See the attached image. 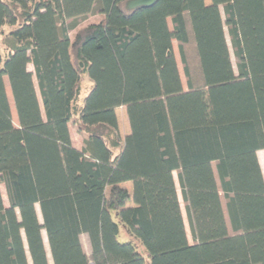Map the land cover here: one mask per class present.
<instances>
[{"label": "trees", "instance_id": "16d2710c", "mask_svg": "<svg viewBox=\"0 0 264 264\" xmlns=\"http://www.w3.org/2000/svg\"><path fill=\"white\" fill-rule=\"evenodd\" d=\"M126 1L0 0V264H264V0Z\"/></svg>", "mask_w": 264, "mask_h": 264}, {"label": "rangeland", "instance_id": "374dc122", "mask_svg": "<svg viewBox=\"0 0 264 264\" xmlns=\"http://www.w3.org/2000/svg\"><path fill=\"white\" fill-rule=\"evenodd\" d=\"M204 2H205V4H209V0H204ZM122 10H123V6H122ZM101 20H102V16L94 14V15H90L87 18H85L84 20L80 21V23L77 25V27L74 30H72L71 32H69L70 40L71 41L73 40V38H74V36H75L77 31L87 27L90 24L99 23ZM169 27L171 28L170 22H169ZM225 36H226V41H227L228 48H229L231 63H232L234 71H236L235 61H234L232 50H231V47H230V44H229L228 36L226 35V31H225ZM0 51H1V53L3 55L5 54L2 46H0ZM173 51H174V56H175L176 63H177V66H178L181 83H182V86L185 89V77H184V74H183V71H182V67H181V63H180V59H179V55H178V51H177V47H176V43L175 42H173ZM28 70L31 71V72L33 71L32 67L30 65L28 66ZM4 85H5V89H6V93H7L8 102H9V105L11 107L12 124L16 128L17 127V119H16V115H15V112H14V109H13V104H12V98H11V95H10V90H9V87H8V84H7L6 80H4ZM35 86H36V83H35ZM80 87H81L82 94H81V96L79 98V101H78L79 104L81 103V101L83 99L84 91H86L88 89V87H89V81H88L87 78H83V77L81 78ZM36 91H37V95H38V98H39L38 90H36ZM200 93H201V98H202L201 100H202L203 104L207 106V110L205 112L208 115L207 122H209V124H213V117H212V113H211V110H210V107H209V101H208L207 93H206L205 90H201ZM39 100H40V98H39ZM116 117H117L119 135H120L121 139H124L129 133V127H128L127 118H126V114H125L124 108H119V109L116 110ZM68 129H69V135H70L72 146L75 149H77V150H81L82 149V143H83L82 134H80L77 131V128L74 126L73 123H70L68 125ZM113 152L116 155V154H118L119 150H114ZM261 157L264 160V151L258 152V159L261 160ZM262 172H263V176H264V167H262ZM174 180H175V183H176L177 191H179L175 176H174ZM128 184L129 183H127L126 185H128ZM127 187H129V186H127ZM0 192H1V196H2V199H3L4 206L7 207V199H6V196H5V191H4L3 186H1ZM181 209H182L183 217L185 219L184 223H185V229H186L188 241H189V243H191V237H190V233H189V229H188V225H187V221H186V217H185V212H184L182 206H181ZM38 215H39V219H40L39 210H38ZM115 221L119 224V235L117 237V240L120 243H125V242L131 243L134 246V248L139 253L145 255L144 250L142 249V247H141L140 243L137 241V239L128 232L127 228L117 218H115ZM41 234H42V238H43L44 243H45L44 245H45L46 252L48 254L49 264H51V260H50V257H49V251H48V247H47V244H46L45 233L42 232ZM79 239H80V244H81L83 252L87 255V257H90V253L91 252H90V247H89V242H88L87 236L82 234L79 237Z\"/></svg>", "mask_w": 264, "mask_h": 264}, {"label": "water", "instance_id": "95a60500", "mask_svg": "<svg viewBox=\"0 0 264 264\" xmlns=\"http://www.w3.org/2000/svg\"><path fill=\"white\" fill-rule=\"evenodd\" d=\"M158 0H128L123 4V11L131 13L134 10L152 6Z\"/></svg>", "mask_w": 264, "mask_h": 264}, {"label": "crops", "instance_id": "0c3cea01", "mask_svg": "<svg viewBox=\"0 0 264 264\" xmlns=\"http://www.w3.org/2000/svg\"><path fill=\"white\" fill-rule=\"evenodd\" d=\"M260 152V151H258ZM258 152L256 153V157H257V161H258V164L260 166V169H261V173L262 172V167H264V160L263 158L261 157V160L258 159ZM173 176H175L176 178V181H177V177H176V174H173ZM263 176V174H262ZM263 179H264V176H263ZM126 186V185H125ZM129 188V187H128ZM177 195H178V199H179V202H180V206H182L183 210H184V206H183V203H182V199H181V194H180V191H177ZM221 204H222V208L224 210V214H225V219H226V222H227V226H228V230H229V233L231 232L230 229H229V223H228V220H227V216H226V213H225V203H224V200L223 198L221 197ZM181 212H182V209H181ZM36 213H37V216H38V219H39V215H38V207L36 208ZM183 216V214H182ZM184 219V217H183ZM40 220V219H39ZM185 220V219H184Z\"/></svg>", "mask_w": 264, "mask_h": 264}]
</instances>
